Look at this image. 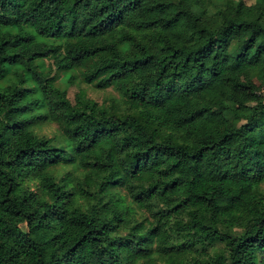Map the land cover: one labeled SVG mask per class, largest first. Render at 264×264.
<instances>
[{
  "label": "trees",
  "instance_id": "obj_1",
  "mask_svg": "<svg viewBox=\"0 0 264 264\" xmlns=\"http://www.w3.org/2000/svg\"><path fill=\"white\" fill-rule=\"evenodd\" d=\"M175 1L0 0V264H264V0Z\"/></svg>",
  "mask_w": 264,
  "mask_h": 264
},
{
  "label": "rangeland",
  "instance_id": "obj_2",
  "mask_svg": "<svg viewBox=\"0 0 264 264\" xmlns=\"http://www.w3.org/2000/svg\"><path fill=\"white\" fill-rule=\"evenodd\" d=\"M175 0H166L167 9L169 12L175 11L179 6L174 2ZM224 2V0H221ZM247 5H250L254 2V0H244ZM48 63V62H46ZM45 63V64H46ZM47 65V64H46ZM63 74H60L62 76ZM72 76L74 77V83L72 85H69L65 78H60V81H58V85L60 83L61 88L65 89L67 92L68 99L73 102L75 94L82 90L86 93L87 97L96 101L99 104L107 103V101L114 97L115 99H118L117 94L112 89L107 90H98L92 85H87L81 82L80 76L78 73L73 72ZM244 81H251L257 86L262 84V76L258 73L252 74L250 77L246 78L243 77ZM262 94L264 96V90L262 91ZM38 133L48 137V138H54L55 141H58L59 143H62L64 140L61 137L60 131L58 130L57 126L55 124H45L41 126L39 130H37ZM74 169L76 170L77 167L74 166Z\"/></svg>",
  "mask_w": 264,
  "mask_h": 264
}]
</instances>
